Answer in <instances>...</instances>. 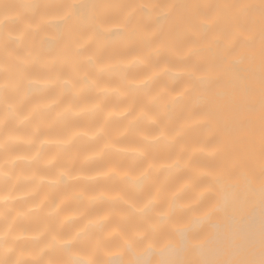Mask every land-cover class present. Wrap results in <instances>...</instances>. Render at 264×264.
Instances as JSON below:
<instances>
[{
  "label": "bare ground",
  "instance_id": "6f19581e",
  "mask_svg": "<svg viewBox=\"0 0 264 264\" xmlns=\"http://www.w3.org/2000/svg\"><path fill=\"white\" fill-rule=\"evenodd\" d=\"M72 7L75 21L65 16V0H0V156L24 153L18 139L32 134L33 125H41L38 135L50 125L47 135L70 136L68 143L46 146L23 170L55 177L58 168L67 169L42 189L53 204L64 201L62 210L83 214L59 229L50 217L17 216L2 241L11 246L5 259L37 264L28 254L47 243V235L12 236L41 220L67 236L85 219L108 212L79 245L88 251L98 239V261L108 250V264H264V0H81ZM77 33L83 46L66 50ZM127 60V67L97 72V65ZM150 72L156 73L150 81L134 83ZM186 86L174 103L149 99L162 88L175 93ZM49 101L50 109L33 111ZM92 105L99 107L89 110ZM123 109L129 110L124 116L108 115ZM140 109L156 123L145 117L129 122ZM189 116L199 122L181 126ZM161 126L175 138L148 139ZM132 146L139 151L123 150ZM47 156L55 160L45 168L39 161ZM24 163L13 165V175ZM217 171L223 175H209ZM96 173L107 174L87 178ZM184 178L210 191L189 207H174L166 223L155 224L152 212L160 205L143 214L129 206L155 185L167 189ZM29 186L21 181L15 190ZM90 195L97 198L89 201ZM180 199L194 196L185 191ZM14 214L6 208L4 223ZM113 225L124 235L133 229L144 235L125 244L119 235H106ZM46 257L61 258L55 243L39 259Z\"/></svg>",
  "mask_w": 264,
  "mask_h": 264
},
{
  "label": "clouds",
  "instance_id": "9594fccd",
  "mask_svg": "<svg viewBox=\"0 0 264 264\" xmlns=\"http://www.w3.org/2000/svg\"><path fill=\"white\" fill-rule=\"evenodd\" d=\"M65 2L67 3L65 16H72L73 21H75L78 19V17L76 16L72 5L80 3L81 0H65ZM79 38L80 37L78 33L70 36L68 38V44H66V50L68 49V45H71L73 50L74 48L82 47V43H77V39ZM89 40H91V35L87 39H84L83 43H88ZM133 60H140V58L134 57ZM141 62L143 63L142 60ZM130 63H132V60L116 61L97 65L96 69L97 72H102L117 66L127 67ZM154 75H156L155 72H150L143 78L134 81V83L137 85H142L147 81H150ZM92 82L95 83L94 80ZM187 87L188 86L175 93L169 92L167 89L162 88L159 91L153 93L149 99L150 101H155L161 105L171 104L177 99L184 97ZM115 90L116 89L106 88L98 89V91ZM52 103L53 102L49 101L35 105L33 107V111H46L51 108ZM96 107H99V105H92L89 110H92ZM128 111V109H123L117 113L110 110L108 115L124 116ZM60 114L61 112L57 111L56 115ZM30 116L31 113L27 114L25 117H23V119H28ZM139 117H145L149 122L156 123L155 117L150 115L144 109H140L134 116L130 117L129 122L138 119ZM197 122H199L198 118L189 116L186 120L181 122V126H190L191 124ZM49 126L50 125H44L45 134L38 135L37 133L39 132L41 125H33L32 134L18 139V142L22 143L26 148L24 153L10 155L7 157L0 156V264H19L18 258L14 261H7L5 259V253L11 250V246L2 243L3 238L10 233L12 222L17 216H23L27 218L30 214H40L44 218L50 217L54 219L57 229H59L69 221L79 220L83 215L81 212H76L71 209L62 210L64 201L60 200L56 204H53L49 199L47 192L42 189V185L58 183L59 175H67V169L58 168L57 175L55 177H46L40 175L37 173L35 168H31L27 172L23 170L25 167H28V165H31L33 162L37 161L38 158L41 157L42 152L47 151L46 146H56L59 144L68 143L70 141V136L67 138H59L47 135V127ZM174 138V135H169L165 126H161L160 131L155 136L148 139H163L171 141ZM3 147L4 141L0 140V149ZM123 150L139 151V148L132 146ZM98 154L99 153H97V155ZM54 160V156H47L44 159H41L39 163L42 167L47 168L54 163ZM17 161L26 163L22 164L20 168H16L15 175H13V165H15ZM5 165H7V168H5ZM145 172H147V169H145ZM102 174L106 175L107 173H96L93 176L87 178L94 179L96 175ZM209 175L213 176V178H216L222 176L223 172L217 171L215 173H209ZM6 178L7 181H10V183L6 182ZM21 181L30 184V186L22 191H16L15 186ZM262 183H264V181H262ZM185 191H190L193 194L194 199L191 201H182L180 197ZM208 191H210L209 187H198L193 184L191 178H184L177 182L174 186L167 189L163 188L161 185H155L151 191L144 194L142 200L139 202H129V206L135 213L143 214L145 209L150 208V206L160 205V208L154 210L152 215L156 218L155 224L166 223L168 217L172 214L174 207L177 209L189 207L191 204L196 203ZM101 195H104L105 199L107 200H117L122 198L120 193H101ZM96 198L97 196L95 195L86 197V199L89 201ZM6 208L13 210L15 213L7 224L4 223V211ZM109 215L110 214L108 212H105L101 215L87 218L78 227H74L71 233L67 236H61L58 230L52 231L49 229L47 221L41 220L38 227H34L33 230L28 232L14 234L12 239L41 240L42 237L47 235V243L41 244L39 247H37L35 254L31 252L28 254L34 261L37 262V264H108L107 257L112 255V253L108 250H102V254L104 256L103 260L98 261L95 258L94 253L97 245L99 244L98 239L91 242V246L88 251H82L79 245H81L84 240L87 239L84 234L88 231L89 226L94 227L104 221H107L109 219ZM119 215L121 218H124L127 213H120ZM106 235H119L125 244H129L131 243L133 237L143 236L144 232L139 229H133L129 235H124L119 232V229L115 225H113ZM53 243H55V245L60 249L61 258L51 259L46 257L43 260H40L39 257L41 254L45 251V249H51L53 247ZM123 264H135V262L132 260H125Z\"/></svg>",
  "mask_w": 264,
  "mask_h": 264
}]
</instances>
